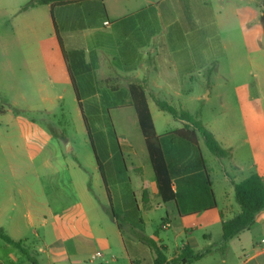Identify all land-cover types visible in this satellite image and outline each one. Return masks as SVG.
I'll use <instances>...</instances> for the list:
<instances>
[{"label":"crops","instance_id":"1","mask_svg":"<svg viewBox=\"0 0 264 264\" xmlns=\"http://www.w3.org/2000/svg\"><path fill=\"white\" fill-rule=\"evenodd\" d=\"M28 2L17 7L10 18L13 37L25 48V54H8L10 106L45 115L58 109L64 113V107H70L76 116L85 117L84 109H77L85 105L96 122L108 117L113 124H119L116 129L112 126L117 147L107 148L102 163L105 176L102 186L97 166L70 161L55 133L26 116H16L12 110L4 109L0 114L8 122L12 121L14 128L1 133L0 127V139L5 140L3 148L8 158V163L3 168L0 166V171L5 172L3 176L0 172V180L8 182L5 180L7 171L14 178L20 176L18 195L29 211L38 209V201L55 192L63 228L71 220L86 218L78 229L87 237L102 232L99 222L90 224L89 215L93 213L98 220L100 206L96 199L105 195L131 237L124 243L118 220L114 219L128 264H154L152 249L138 237L142 231L164 248L167 262L189 247L196 253L207 252L202 259L190 264L206 261L264 264V211L257 215L250 228L227 243L223 241L222 222L240 213L234 185L241 181L230 176L223 162L222 176L217 180L212 178L200 136L198 149L184 141L163 144L175 200L162 201L129 92L133 83L144 87L158 136L183 129L187 124L177 119L176 124H167L159 108L160 113L154 115L150 99L157 107L159 99L184 111L186 103L193 99V88L188 85L203 77L201 61L210 49L212 54H227L229 48L244 47L247 51L253 48L254 54H264L257 44L249 47V41H258L260 37L264 45L260 20L264 11L262 1L84 0L66 6L50 4L24 9ZM106 21L109 26L104 25ZM210 41L215 42V46ZM17 60L25 66L26 72L21 75L15 70ZM257 68L259 72L264 71L260 63ZM214 70L208 69V80ZM257 83L260 84V80ZM120 91L129 94L127 103L113 101ZM246 104L249 110L257 111L254 103L247 101ZM112 108L133 109L135 116L117 114L114 120L110 115ZM203 125L224 149L230 150L226 158H231L237 174H243L245 164L235 159L232 138L229 135L218 138L215 131ZM17 128L29 163L17 162V155L22 151L12 143ZM250 154V175L257 173L264 178V147L252 140ZM143 159L149 162L148 170ZM87 172L91 177V191ZM130 172L134 173L132 178ZM16 193L5 190L6 201H14ZM69 200L73 201L71 206L66 205ZM159 209L164 210L165 216L156 230L153 213ZM46 210L55 213L53 208ZM0 226L3 227V223ZM160 231L164 232V238ZM54 246L67 253L69 261L78 262L97 259L94 256L100 252L101 243L93 239L86 246L68 237ZM68 248L73 253L69 256ZM51 257L56 260L50 264L65 260V255L54 253L49 254L46 261ZM0 262L6 264L3 260Z\"/></svg>","mask_w":264,"mask_h":264},{"label":"rangeland","instance_id":"2","mask_svg":"<svg viewBox=\"0 0 264 264\" xmlns=\"http://www.w3.org/2000/svg\"><path fill=\"white\" fill-rule=\"evenodd\" d=\"M28 1L31 2L32 0H0L1 111L4 109L12 110L9 104L12 98L9 88L8 54H15L16 56L25 54L23 43H21L19 39L13 37L10 18L17 7ZM211 30L212 28H209V31ZM230 38L234 37L231 36ZM210 43L214 44V46L216 44L211 41ZM240 44L243 45V42H240ZM254 44H257V46L259 45V48L262 47L264 52V45L262 44L261 37L258 41H249L250 48H252ZM253 51V48L247 51L244 47H239L238 49L229 48L227 54H212L210 49L208 56L201 61L204 67L202 72L203 77H200L199 81L194 82L192 86L188 85V87L193 88L191 91L193 99L186 103L184 111L192 115H197V118L203 124L215 131L218 138L229 135L236 148L235 159L245 164V172L239 175L234 170L231 158H217L203 143L202 153L212 171V178L214 180L222 176L221 162H223L231 177H237L238 181L244 180L250 175V147L252 140H255L258 146L264 147V71L259 72L257 68L259 63L264 67V54H254ZM208 69H215L210 80H208ZM15 70L19 75L26 72L25 66L20 60H17ZM257 80H260V84L257 83ZM127 100H129V94L125 91H120L113 101H115V103L124 104L127 103ZM247 101L256 105V112L252 109L249 110L246 104ZM150 103L154 109V115L160 113L158 107L151 99ZM175 107L180 109L179 106ZM64 109V113L58 109L51 115L27 111L26 117L38 122L50 132L55 133L59 139L62 150L66 156H69L70 161L83 166L91 165L94 167L97 166L96 154L103 163L107 148H109V146L113 148L117 147V141L112 131V126L115 125L114 128L116 129V127H119V124H113L108 117H105L103 122H96L89 107L85 105L84 108L77 107L78 110L84 109L85 111L84 115L90 131L89 136L83 117L76 116L74 110L70 107H64ZM131 110L132 111L128 109L121 110L112 108L110 110V115L113 116L114 120L117 114H120V116H129L131 113L135 116L133 109ZM160 114L169 125L178 122L169 113L164 112ZM0 127L1 133H4V131H7L9 128H11V130L14 128L12 121L8 122V119L4 118L2 114H0ZM16 130V135H14L12 143L15 147L22 150L21 153L17 155V162L29 163V159L23 151L24 141L20 136L19 129L17 128ZM4 142V139H0V166H2V168L8 163V158L3 148ZM70 147L73 148L72 152L69 151ZM135 147H137V144H135ZM143 161L145 160L143 159ZM143 165L146 166L147 170L150 168L148 161H145ZM0 172L2 176L5 173L3 171ZM6 174L7 177L5 180L8 182H5L4 179L0 180V208L2 213L0 223H3V227L12 239L22 241L23 249L7 244L0 239V260L5 261L6 264H33L23 251L26 250L37 264H50L56 260V258L51 257L49 261H46L47 256L54 253L65 255V260H62L60 264H128L125 260L123 242L118 235L117 225L108 213L111 203L105 195H102L99 200L96 199L100 206L98 220L93 213L89 215L90 224L99 222L102 232L99 235L82 236L81 234L83 232L78 229V226L86 222V218L71 220L67 225L68 227L66 226L64 229L62 220L59 218L57 208L60 204L57 203L55 192L54 194H48L43 200H39L38 209L34 208L33 211H29L23 203L22 198L18 195V189L22 182L20 176L14 178L10 176L8 171ZM133 174V172H130V178L133 177ZM87 176L88 184L91 185L92 182L89 172H87ZM58 178L59 175H56V179ZM8 189L17 192L15 200L12 202L6 201L5 190ZM216 190L219 192L217 185ZM233 201L235 202V199H233ZM72 204L73 201L69 200L66 205L71 206ZM47 207L53 208L55 213L46 210ZM153 215L155 219L154 228L157 230L158 224L161 222V218L165 216V213L164 210L159 209L155 211ZM117 220L122 231L123 241L127 243L131 237L127 229L123 226V221L119 215L117 216ZM140 235L143 237H150L149 234H144V231H142ZM160 235L163 238L165 236L163 231H160ZM68 237L86 246H89L92 240L96 239L101 243L100 252L103 257L92 260L90 258L78 262L69 261L67 259V253L64 254V252L56 249L54 246L59 240H66ZM213 238L216 239L215 235ZM70 243L71 242H68L67 244ZM71 254H73L72 250L68 248V256ZM204 264L212 263L211 261H206Z\"/></svg>","mask_w":264,"mask_h":264},{"label":"trees","instance_id":"3","mask_svg":"<svg viewBox=\"0 0 264 264\" xmlns=\"http://www.w3.org/2000/svg\"><path fill=\"white\" fill-rule=\"evenodd\" d=\"M82 1L84 0H32L24 7V9L38 5L50 4L52 6H66L80 3ZM257 1H262V6L264 7V0ZM260 20L264 31V11ZM58 41L62 47L59 37ZM63 54L65 57L64 51ZM129 92L132 101V107L136 112L138 123L147 147L150 163L154 171L158 194L164 203L175 200V192L172 189V175L169 172L163 151V144L165 142L174 144L178 141H184L198 149V136H200L204 140V143L209 151L217 158L223 159L230 155V150L224 149L219 144L215 136L207 128H205L200 120L197 119V115H192L182 110L178 111L168 103L159 99L156 100V103L161 111L169 113L175 119L183 121L187 125L183 129L170 132L163 136H158L154 127L144 87L140 84L133 83L130 85ZM0 112L2 111L0 110ZM12 112L17 116H26L27 114V111L15 108H12ZM83 119L90 136L88 124L84 116ZM95 158L102 181L105 185V176L102 162L96 154ZM234 188L235 199L240 207V213L234 218L222 222V237L225 243L239 235L242 231L250 228L254 224L257 215L264 211L263 177L257 173H253L245 180L236 183ZM89 189L90 191L92 190L91 185H89ZM108 213L113 219H117V214L112 207H110ZM138 237L144 245L152 249L155 255L154 264H190L202 259L207 253H196L191 248L186 247L182 250L180 255L172 259L170 262H167V257L164 254V248L159 246L154 238L143 237L142 235H139ZM0 239L5 241L7 244L23 249L22 242L14 241L2 226H0ZM23 251L33 264H37V262L29 255L26 250ZM0 264L2 263L0 262Z\"/></svg>","mask_w":264,"mask_h":264},{"label":"built area","instance_id":"4","mask_svg":"<svg viewBox=\"0 0 264 264\" xmlns=\"http://www.w3.org/2000/svg\"><path fill=\"white\" fill-rule=\"evenodd\" d=\"M104 25H106V26H109V22H104ZM102 255H101V253L100 252H97L96 254H95V256H94V258H98V257H101Z\"/></svg>","mask_w":264,"mask_h":264}]
</instances>
